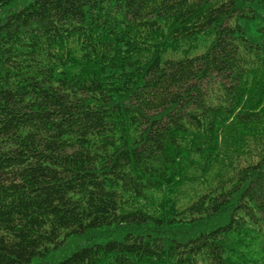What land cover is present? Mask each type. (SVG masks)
Segmentation results:
<instances>
[{"label":"trees","instance_id":"1","mask_svg":"<svg viewBox=\"0 0 264 264\" xmlns=\"http://www.w3.org/2000/svg\"><path fill=\"white\" fill-rule=\"evenodd\" d=\"M0 264H264V0H0Z\"/></svg>","mask_w":264,"mask_h":264},{"label":"rangeland","instance_id":"2","mask_svg":"<svg viewBox=\"0 0 264 264\" xmlns=\"http://www.w3.org/2000/svg\"><path fill=\"white\" fill-rule=\"evenodd\" d=\"M199 41H201V40H199ZM199 44H201V45H202V44H203V42H200Z\"/></svg>","mask_w":264,"mask_h":264}]
</instances>
